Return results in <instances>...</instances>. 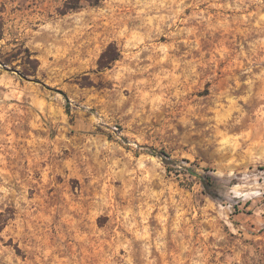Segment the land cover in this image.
Masks as SVG:
<instances>
[{"label": "rangeland", "instance_id": "1", "mask_svg": "<svg viewBox=\"0 0 264 264\" xmlns=\"http://www.w3.org/2000/svg\"><path fill=\"white\" fill-rule=\"evenodd\" d=\"M97 1L0 0V264H264V0Z\"/></svg>", "mask_w": 264, "mask_h": 264}, {"label": "trees", "instance_id": "2", "mask_svg": "<svg viewBox=\"0 0 264 264\" xmlns=\"http://www.w3.org/2000/svg\"><path fill=\"white\" fill-rule=\"evenodd\" d=\"M82 0H69L68 8L69 10H77L80 8ZM91 4H98L99 1L90 0ZM28 53V63H35L37 62L35 59H31V55L29 53V50H26ZM120 53L117 48L114 46H109L107 50L101 55V58L98 62V67L101 70L111 68V66L119 59ZM163 154V153H162ZM165 158L163 159L164 164L167 166V168H170L169 165L173 162L169 157H167L165 154L163 155ZM188 170V169H187ZM191 174L198 176L199 181L204 187V190L211 195L215 192V184H214V178L212 175H198L195 171L191 170ZM14 215V211L12 209H7L5 213L0 214V233L4 229V227L7 225V222L9 219H11Z\"/></svg>", "mask_w": 264, "mask_h": 264}]
</instances>
